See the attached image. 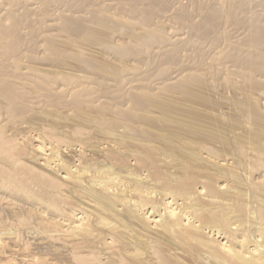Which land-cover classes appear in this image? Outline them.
I'll list each match as a JSON object with an SVG mask.
<instances>
[{
	"label": "bare ground",
	"instance_id": "6f19581e",
	"mask_svg": "<svg viewBox=\"0 0 264 264\" xmlns=\"http://www.w3.org/2000/svg\"><path fill=\"white\" fill-rule=\"evenodd\" d=\"M0 264H264V0H0Z\"/></svg>",
	"mask_w": 264,
	"mask_h": 264
}]
</instances>
